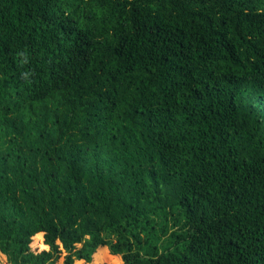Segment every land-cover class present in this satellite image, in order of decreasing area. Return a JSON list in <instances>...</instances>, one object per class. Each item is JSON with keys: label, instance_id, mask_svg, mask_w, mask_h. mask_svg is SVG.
I'll return each mask as SVG.
<instances>
[{"label": "trees", "instance_id": "obj_1", "mask_svg": "<svg viewBox=\"0 0 264 264\" xmlns=\"http://www.w3.org/2000/svg\"><path fill=\"white\" fill-rule=\"evenodd\" d=\"M9 264H264V0H0Z\"/></svg>", "mask_w": 264, "mask_h": 264}, {"label": "rangeland", "instance_id": "obj_2", "mask_svg": "<svg viewBox=\"0 0 264 264\" xmlns=\"http://www.w3.org/2000/svg\"><path fill=\"white\" fill-rule=\"evenodd\" d=\"M95 260H96V262H98V264H103V263H101L102 261L99 258L98 259L96 258ZM106 261H109L111 264H114V261L110 258L107 259ZM0 264H9L6 260V257L4 255H2L1 253H0ZM58 264H63V258H61L59 260ZM75 264H82V263L79 261H76ZM83 264H90V263H83Z\"/></svg>", "mask_w": 264, "mask_h": 264}]
</instances>
